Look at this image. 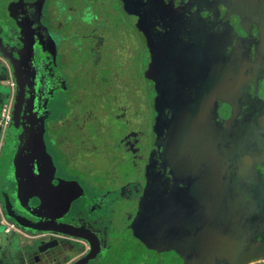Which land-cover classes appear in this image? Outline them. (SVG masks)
Here are the masks:
<instances>
[{
    "label": "flooded vegetation",
    "instance_id": "af4514ba",
    "mask_svg": "<svg viewBox=\"0 0 264 264\" xmlns=\"http://www.w3.org/2000/svg\"><path fill=\"white\" fill-rule=\"evenodd\" d=\"M0 32V167L20 96L6 174L41 120L54 165L4 183L0 264L264 261V0H8Z\"/></svg>",
    "mask_w": 264,
    "mask_h": 264
},
{
    "label": "water",
    "instance_id": "95a60500",
    "mask_svg": "<svg viewBox=\"0 0 264 264\" xmlns=\"http://www.w3.org/2000/svg\"><path fill=\"white\" fill-rule=\"evenodd\" d=\"M8 2V0H0V8L3 7L6 3ZM9 35V40L12 41V34L11 31L8 32ZM0 55L4 58L7 59L8 61H10V63L13 65L15 71L17 72V68H16V63H15V58L13 56V54L11 53V51L4 46V42L3 39L1 37V32H0ZM5 69L4 67L1 66L0 64V72L4 73ZM19 79V77H18ZM18 83H20L18 81ZM8 96V95H7ZM18 106L16 107V113L14 116V120L13 123L11 125V131L6 139L5 142V149L3 152V157H2V167H0V193H1V189L4 186V183L7 181H14L19 183V190H18V194L16 195V198L18 200H20L21 197L24 196V194L26 195L25 192H27V190L25 188L22 187V184L18 181V179H15L14 174L17 170V168L19 167V162L20 161H26V157H28L29 155H33L36 156V160L38 162L39 165L46 167V166H54L53 165V161L51 156L48 154L47 152V148H46V144H45V140H44V121L41 120L38 123V128H37V138L33 139L32 137L27 138L24 142L22 147H20L16 154L15 157L13 159V163L10 167V169L7 171L6 174V168H4L3 163L5 162L7 164V162H9L12 154H13V148H12V144H13V139L14 136L17 132V124H18V119L20 116V112L23 106V99L20 96L19 97V102H18ZM20 141H22V138H20ZM24 163V162H23ZM22 163V164H23ZM10 202L8 200V198L5 199V207L4 209L6 210L7 213H9V217L13 218L15 220V222H17L19 225L23 226L26 229H30L32 230L33 228L26 222H24V220H22L21 218L14 216L11 214V209L9 207Z\"/></svg>",
    "mask_w": 264,
    "mask_h": 264
},
{
    "label": "rangeland",
    "instance_id": "374dc122",
    "mask_svg": "<svg viewBox=\"0 0 264 264\" xmlns=\"http://www.w3.org/2000/svg\"><path fill=\"white\" fill-rule=\"evenodd\" d=\"M76 1H78V0H76ZM107 16L108 17H112V23H111V21H110V23L112 24L111 27L113 28L114 33L117 34V35L120 34L119 36H121L122 32L120 31L121 30L120 21L117 18H114V16H112L111 13H108ZM130 45H131V47L133 49V55H132L131 59H132L133 65H134V63H135V54H134L135 53V42L130 41ZM124 56L128 57L127 56V52L124 53ZM134 69H135V67H133V71H134ZM139 88L140 87H139L138 83H136V81H133V85H132V94H133L132 96H133V98H132V101L131 100L129 101V97H128L129 94L127 95V97H128L127 104L129 106V112H130L131 121H132V124L134 126H137V127H140L142 125L143 121H144L143 120L144 119V114L141 113V110L139 109V107H137V104H136V102L138 101L139 96H138V98H136L137 94H135V93L137 92V90ZM3 89L6 92H9V90H10L7 87H3ZM103 122L106 123V125H104V127L106 126V128L108 129L109 121L106 118H104ZM86 158L88 160H91V161L97 160V163H94L95 161L93 163H94V165L95 164L99 165L100 168H108V163L104 161L103 156L98 157L96 155L95 156L91 155V156L86 157ZM86 158H84V159L86 160Z\"/></svg>",
    "mask_w": 264,
    "mask_h": 264
},
{
    "label": "built area",
    "instance_id": "2783aa9c",
    "mask_svg": "<svg viewBox=\"0 0 264 264\" xmlns=\"http://www.w3.org/2000/svg\"><path fill=\"white\" fill-rule=\"evenodd\" d=\"M8 86L11 87L12 91L14 89V83L12 80H9L7 82ZM11 122V101L8 102L2 111L1 119H0V128L5 133L7 127L9 126Z\"/></svg>",
    "mask_w": 264,
    "mask_h": 264
},
{
    "label": "crops",
    "instance_id": "0c3cea01",
    "mask_svg": "<svg viewBox=\"0 0 264 264\" xmlns=\"http://www.w3.org/2000/svg\"><path fill=\"white\" fill-rule=\"evenodd\" d=\"M2 75H3V73L0 72V115H1V109L7 100L6 91H4V89H3V87H6V81L4 80ZM0 119H1V117H0ZM3 137H4V132L0 128V148L2 146ZM259 264H264V261H260Z\"/></svg>",
    "mask_w": 264,
    "mask_h": 264
}]
</instances>
